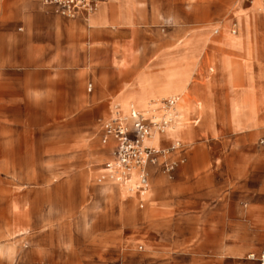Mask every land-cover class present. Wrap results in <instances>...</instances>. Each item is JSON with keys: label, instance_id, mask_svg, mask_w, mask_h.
<instances>
[{"label": "rangeland", "instance_id": "obj_1", "mask_svg": "<svg viewBox=\"0 0 264 264\" xmlns=\"http://www.w3.org/2000/svg\"><path fill=\"white\" fill-rule=\"evenodd\" d=\"M112 2L118 9L115 20L106 15L99 24H93L90 19L102 17ZM239 2L248 8L252 5V0H138L140 22L157 26L160 33L158 36L146 33L141 37L137 42L138 52L136 2L112 0L97 13L88 15L85 21L90 28L109 26L117 30L128 26L132 39L121 52L130 58L136 57L138 52V58L125 67L120 65L123 55L116 52L122 46L114 42L117 37L108 30H89L79 20L50 13L51 23H55L50 30L51 100L33 104L44 108L3 110V119L0 118L3 123L0 131V264H32L41 260L70 264H223L222 241L216 238L220 231H223V239L232 241H236V234L253 237L257 230L264 231L242 218L240 213L246 206L250 207L241 200L243 197L237 199L235 219L230 215L232 200L229 198L221 203L211 200L203 211L195 214L187 205L190 195L201 191L200 187L190 186V181L203 180L202 173L194 179L192 171H205L198 151L207 148L202 141L190 147L194 139L189 125L194 115L200 117L209 110L206 101L191 103L189 95L198 53L208 39H194L189 33L201 29H210L214 35L228 32L227 39L237 42L243 37L239 32L248 30L254 40L262 39L264 18L248 15V21L241 23L245 11L238 6ZM260 2L254 0V5L257 12L264 14L259 9ZM17 9L10 0H4V21L21 23ZM22 11V20L32 21L28 8ZM126 19L131 20L130 24H126ZM226 22L230 24L227 28L224 27ZM24 32L39 33L36 30ZM160 36L165 40L164 45L158 43ZM3 42L13 44L11 39ZM174 44L177 45L168 50V57L155 59L163 49ZM190 60L196 62L190 63ZM224 68L229 72L228 82L233 83L239 69L231 73L229 62ZM250 74L253 75L252 65L245 61L243 75ZM216 75L215 69L213 77ZM58 78L60 92L55 88ZM255 80L261 84L256 77ZM126 83L134 84L123 86ZM229 88L234 130L254 129L251 110L255 117L264 116V86L260 89L262 98L251 107L245 100V89ZM171 94L181 96L180 121L171 137L182 139L180 143L187 158L180 167L179 181L170 179L152 165L148 169L147 184L155 206L146 202L140 209L139 200L124 203L116 198L107 200L98 182L100 171L110 157L101 142L102 122L110 112L116 111L118 104L124 110L130 102L141 105ZM143 97L145 101L141 102ZM197 125L203 127L200 118ZM256 126L264 130V119ZM222 141L211 149L240 152L244 148L227 139ZM172 145L174 142L163 149L168 150ZM258 145L261 147L263 142L260 140ZM219 161L224 171L230 164H236L234 170L241 172L238 187L243 186L248 175L258 173L257 186L263 194L264 164L257 166L252 160L242 169L244 164H237L238 158L228 152ZM154 175L160 179L159 186L153 185ZM107 181L102 184L108 183L116 192L122 191ZM239 192L248 191L240 189ZM123 196L126 193L123 192ZM235 221L241 224L234 227Z\"/></svg>", "mask_w": 264, "mask_h": 264}, {"label": "crops", "instance_id": "obj_2", "mask_svg": "<svg viewBox=\"0 0 264 264\" xmlns=\"http://www.w3.org/2000/svg\"><path fill=\"white\" fill-rule=\"evenodd\" d=\"M263 1L264 0H261L259 4V9L262 6ZM110 2L104 3L101 6L100 10L103 8L104 5ZM135 2V16L136 22L138 24L136 50L139 52V49L137 48V42L141 37L145 36L146 33H150L152 35L157 36L160 35V33L159 28L157 26L154 27L149 25L148 23L140 22L138 16V0H135ZM10 4L18 7V11L16 13L18 15V19L22 22L20 23L4 21V0H0L1 119H3V110L44 108V106L35 107L33 104L36 102L49 103L51 100V71L49 67L50 30L52 28V24L55 23H51L50 13L55 14L61 18L79 20L83 22L86 26V29L89 30H97L101 32L108 30L113 35V37H117L114 38V42L116 41L122 46L116 51L117 53L122 54L124 57L122 64H120L122 67H125L129 63L135 62L138 58V52L136 54V57L134 58L127 57L121 52L124 51L123 48L130 45V41L132 39V36L129 33L130 30L126 28L128 26L120 27L117 30H113L109 26L90 28L85 21V17L75 19L64 17L57 13V10L54 6L44 5L42 0H10ZM238 6L245 11V15L241 23H243L244 21H248V15L257 14L264 18V14L257 12L256 7L254 5V0H252V5L249 6V8L244 7L242 2H239ZM24 7L28 8L29 16L32 21L24 22V20H22L24 17H22L21 14L23 13L22 10L24 9ZM105 15L111 18V20H115L117 15V5L114 2H112L105 8ZM125 21L128 25L130 24L131 20L126 19ZM229 25L230 24L226 22L224 27L227 28ZM63 29H65V27H63ZM24 30H36L39 31V33L29 35L28 33H25ZM140 31H142V33ZM181 31L184 32L186 30L181 29ZM227 33H224L223 35H214L212 34V31L210 29H201L189 33L190 35L193 34L192 36H194V39H198L199 37H204V39H208L206 45L202 43L201 50L198 53L200 56L197 59L198 64L191 81L190 92L195 102L201 100L206 101L207 105L209 106V110L203 116L199 117L198 115H194L191 124L189 125L190 131L194 139V142L190 147L193 148L196 144L199 143V141H202L205 142L204 145L207 148L205 150L201 149L198 151V158H200V161L203 163L202 168L205 169V171L199 172L197 169H194L192 171L194 179H197L196 175L202 173L203 180L201 182H197L195 180L193 183H191L190 181V186H193L194 188L200 187L201 191L194 193V195L192 196L190 195V201L187 203V205L190 208V211L195 214L196 212L200 213L201 211H203L205 205L211 200L218 201L219 203H221L225 202L229 198L232 200L230 215L232 218L235 219L237 217V209L235 208V205L238 204V200L240 199V197H243V199L241 200H243V202L245 203L248 202V205H250V207L246 206V210L241 213L239 211L242 218L250 221L251 225L255 223L258 225L259 229H263L264 191L262 194V190H260L257 186V182L260 179L259 174L256 173L251 176L248 175L243 180V186L238 187V179L241 172L239 169L234 170L236 164H230L228 170L224 171L220 167L219 159L226 157V153L228 152L231 156H235L238 158L237 164H244L242 169H246L247 165L252 160H255L257 166L260 164H264V144L261 147H259L258 145V142L260 140L262 142L264 141V130L258 129V127L256 126L259 122L264 119V116L261 115L259 117H255L253 110H251V115L253 119H255L253 124L254 129H248L240 132L235 131L231 119L232 94L229 88L238 86L240 88L245 89V100L248 106L250 107L251 105L257 104L260 101V99L262 98L260 89L262 85L264 86V37L262 39L254 40L250 36L248 30H242L239 32L242 33L243 36L241 40L233 42L227 39ZM233 33L236 34L237 31L233 30ZM188 35L186 36V38L188 37ZM7 39H11L13 44L10 45L3 42L5 40L7 41ZM164 41V38L160 36V40L158 43L160 45H164ZM177 44L170 45L168 48L163 49L155 59H162L168 57V50ZM191 51H193V49ZM245 61H250L252 65L253 75H243V64L245 63ZM193 62L194 60H190V63ZM227 62L232 65L231 73H234L236 68H238L240 71L238 77L233 83L228 82L229 72L226 71L224 68V64H226ZM215 69L217 75L213 77ZM255 77L259 80L262 85L256 82ZM60 83V79L58 81H55L56 90H59ZM133 84L134 83H126L123 86ZM88 85L92 86V91L93 83L90 82ZM251 85L254 86V89L248 90ZM172 95L180 96L179 94H171L168 96ZM131 104L133 105L129 107ZM134 105L139 110H142V106L135 102L128 103L126 108H124L125 112L123 110V107L121 111L120 104L116 105L115 109L116 111H119L122 115H127L132 111V109L141 113ZM198 117L202 120V128L197 127V124L199 123ZM103 123L104 122H102L101 124L102 130L100 135L101 142L107 149V153L110 155V157L106 161L108 162L114 158V152L116 150L117 143L113 140H103ZM2 128L3 123L0 120V131H2ZM177 129L178 128L176 125L174 128L169 129L165 134L158 135L153 141V144L158 147L161 151L164 150L163 146L169 144L170 142H183L182 139L179 137H171V135H173V133H175ZM222 139H227L228 142L231 141L235 143L234 145H242L244 146V148H242L240 152L234 150H222L220 152L213 151L211 147L213 145L221 144L223 142ZM0 141H2V139H0ZM173 160L179 161V164L175 167L172 172L168 173L164 170V166L165 164ZM181 160H184V163L187 160L185 149L177 151L176 153L173 152L167 157L160 158L159 163L153 166L159 168V170L170 179L177 178L179 181V170L181 169V165L184 164L183 162H181ZM105 164L103 165V168L100 171V176L106 173ZM107 182L113 183L116 187L118 186L122 190L116 192V194L113 190H106L104 192V190L109 188L110 185L108 186V183H99V186L102 187V195L106 197L107 200L109 198H116L118 201L122 200L120 202L123 203L127 202L130 199L139 200L140 209H143L145 207L146 202H150V204H153L152 206H155L154 200L151 199L152 190H150L149 187L148 191L144 194L139 192L129 193L128 190L122 187L121 184L112 182L110 180ZM153 182V185L159 186V177L154 175ZM240 189H243L248 192H246L245 194H241L239 192ZM123 192L126 193V196H123ZM233 224L235 227L236 225L239 226V224L241 223L236 224L235 221V223ZM222 237L223 231H220L216 238L219 242L222 241L221 247L223 251L221 254V259L223 264H258L256 261L248 259V255H250L251 253L259 254L263 249V230H257L256 234L253 237H240L238 234H236V241H232L229 238L223 239ZM37 263L70 264L68 262L53 263L47 260H41L32 264ZM120 264L123 263L121 262Z\"/></svg>", "mask_w": 264, "mask_h": 264}, {"label": "built area", "instance_id": "obj_3", "mask_svg": "<svg viewBox=\"0 0 264 264\" xmlns=\"http://www.w3.org/2000/svg\"><path fill=\"white\" fill-rule=\"evenodd\" d=\"M44 5L54 6L60 15L75 19L80 17L87 18L93 13L99 3L108 0H42ZM91 88L92 86L89 85ZM177 100L172 99L166 102L167 107H173ZM174 115H169L162 124L158 125L160 132L173 123ZM103 140H113L117 143L114 158L105 164L106 173L98 179L99 183L110 180L115 183L123 182L130 169L135 168L140 172L142 187L146 186L149 177V167L159 163L160 158L167 157L173 152L182 150L180 142L174 143L168 150L156 151L144 146V140L149 136L152 123L137 111H131L124 116L119 111L111 112V115L104 121ZM264 144V141H263ZM184 163V160H181ZM179 164L173 160L165 164L164 170L172 172ZM248 259L264 264V247L259 254L251 253ZM47 264V263H37Z\"/></svg>", "mask_w": 264, "mask_h": 264}, {"label": "bare ground", "instance_id": "obj_4", "mask_svg": "<svg viewBox=\"0 0 264 264\" xmlns=\"http://www.w3.org/2000/svg\"><path fill=\"white\" fill-rule=\"evenodd\" d=\"M111 0H108L107 2H110ZM107 2H103V3H99L95 9V11L91 14L97 13L101 6L104 3ZM120 8V7H119ZM261 11H264V6L262 5L260 7ZM118 11V9H117ZM106 15L104 14L102 17H98V18H94V19H90L92 20L93 24H99L100 21L102 20L103 17H105ZM170 18V17H169ZM170 21V20H169ZM171 23V22H170ZM91 24V23H89ZM90 27V26H89ZM177 73V72H176ZM176 75V74H175ZM191 81V80H190ZM188 83V82H187ZM189 86V85H188ZM190 95V100L191 103L195 102V100L193 99L191 92L189 93ZM172 99H176L177 102L173 107H167L166 102L171 101ZM145 101V97H143V99H141V102ZM180 102H181V96L178 95H172V96H168V97H164V96H160V98H155L152 99L144 104H141L142 106V110H139L135 105V107L141 112L140 114H142L150 123H152V127H151V131L148 137L145 138L144 140V146L152 148L156 151H160V149L158 147H156L153 144V141L156 139V137L158 135H163L165 134L169 129L174 128L177 125L178 128V123H179V117H180V111H179V106H180ZM188 104V103H187ZM133 104H131L129 107H131ZM191 105V104H190ZM191 107V106H190ZM130 109V108H129ZM114 110V109H113ZM134 109H132L133 111ZM182 110V109H181ZM191 108H190V112H191ZM122 111V110H121ZM135 111V110H134ZM130 112V110H129ZM169 113H172L174 115V120L173 123L169 126H167L164 130V132H160L158 129V125L162 124V122L164 121V119L169 115ZM130 113H128L127 115H129ZM124 115V116H127ZM189 115V114H188ZM184 131V130H183ZM191 132V131H190ZM191 134V133H190ZM179 142V141H176ZM174 142V143H176ZM176 153V152H175ZM171 157V156H170ZM19 168V167H18ZM140 172L138 169L132 168L130 169L128 176L126 177V179L119 183L122 185V187H124L126 190H128V192H139V193H146L148 191V184L144 187H142L141 181H140ZM161 178V177H160ZM159 182V181H157ZM154 183V182H153ZM109 186V185H108ZM155 186V185H154ZM115 191L114 189H112V187L110 186L109 188L105 189V191ZM116 194V191H115ZM92 197V196H91ZM103 198V197H101ZM109 200V199H108ZM120 200V199H119ZM122 201V200H120ZM118 204V201H116ZM97 206V205H96ZM118 207V205H117ZM120 210V209H119ZM86 211V210H85ZM84 211V212H85ZM90 212V211H89ZM118 216V215H117ZM85 217V216H84ZM88 218V217H87ZM90 223V222H89Z\"/></svg>", "mask_w": 264, "mask_h": 264}]
</instances>
